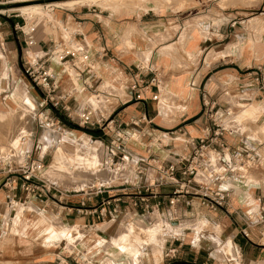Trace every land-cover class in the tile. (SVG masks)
Masks as SVG:
<instances>
[{
  "label": "crops",
  "instance_id": "1",
  "mask_svg": "<svg viewBox=\"0 0 264 264\" xmlns=\"http://www.w3.org/2000/svg\"><path fill=\"white\" fill-rule=\"evenodd\" d=\"M226 1L192 0L187 7L189 12L179 14L180 10H176L170 17L154 21H149L143 13L135 23H121L116 19L105 22L102 11L97 8L95 11L99 13H92L86 8L84 11L55 16L67 22L70 30L78 32L77 41L88 51L99 77L94 81L93 92L73 94L69 100L70 106L75 111L85 107L108 109L107 116L111 122L104 129L97 127L90 130L95 131L96 136L102 134L103 139L111 145H121L120 151L127 152L129 162L126 164L122 153L106 155L110 161L108 170L113 178L106 179L100 185V194L94 192L88 197L84 194L78 199L79 203L83 202L82 207L86 208L94 198L95 201L91 202L97 206L95 210L77 212L81 204L75 205L73 207H76L77 215H71L70 208L61 209L62 220L67 225L75 223L83 233L80 239L72 242H68L67 237H46L45 244H38L35 242L39 238L37 233L31 232L28 237L4 231V226L11 223V213L0 204V264H134L133 258L140 251L135 241H121L118 247L111 242L120 240L124 234L122 230L119 238L116 237L120 221L126 218L127 223L128 219L141 216L150 225L152 215L156 212L161 217L167 213L180 217L188 215L187 209L189 213L202 209L196 202L192 207L178 206L172 209L165 204L159 210L138 214L128 194L136 186L152 180L158 165H167L187 153V139L203 135L207 125L203 97L215 102L218 109L229 108L232 111L229 131L223 135V141L231 148L251 151L258 158L256 146L250 144L260 142L244 134L247 128H251L254 136L264 135V128H261L264 125V0L257 3L256 9L247 6L245 0H240L241 4L237 6L227 4ZM248 13L251 15L246 17ZM23 18L26 17H2L4 40L0 44V117L3 116L1 113L18 111L29 100L30 104H35L31 108L34 113L29 118V126L34 127L37 120L40 121L38 110L45 106L39 102L42 98L38 89L22 72L21 60L40 57L49 52L60 33L51 27L39 25L34 31L36 45L27 50L21 35L12 31V24L16 21L22 23ZM70 26H75V29ZM103 48L106 51L101 57L98 53ZM141 54L147 57L146 63H152L158 68L160 84L158 89L154 86L145 88L138 100L135 98L137 90H132L131 84L136 81L138 67L146 64L139 61ZM58 69L55 67V70ZM141 78L143 85L150 75ZM72 87L70 79L60 73L59 90L67 92ZM154 95H157L156 99H153ZM93 101L100 104L99 107H93ZM245 107L253 108V120H247L242 115ZM49 111L54 113L58 123L63 121L67 125L73 124L50 108L46 107L43 112L50 114ZM1 123L0 155L5 152L3 145L13 136V133L9 136L6 134L5 125ZM114 131H118L119 136ZM50 133L49 129L41 130L40 138L44 144L50 142ZM29 134L34 136L35 132ZM164 140L166 143H163ZM23 150L29 152L26 148ZM116 158L119 162L117 160L115 163ZM258 170L255 175L257 182L249 181L245 175L241 182L229 189L230 206L219 210L227 218L225 222L231 226L228 233L237 245L233 253L236 252L238 258L247 262L252 260L264 263V237L260 236L264 223L251 228L249 237L245 238L238 230L244 225L241 217L235 218L231 213L234 211L229 210L236 205L241 207L250 189H253V195L264 200V173ZM169 191V186L162 187L163 193ZM115 195H121L120 201H114ZM233 197L236 199L235 205ZM114 206L119 208L116 214L112 212ZM99 208H103V215L99 214ZM138 208L142 211L141 206ZM172 218V224L162 227V231L182 232L184 226L176 217ZM199 225L200 222L193 225L195 232L192 238L196 244L200 240L197 235L200 237L203 231ZM165 234H158V241L149 244H159V248L153 250L157 254L161 255L164 245L169 246V251H175L177 255L169 259L167 253L162 252L156 262L153 253H141L138 264H169L174 261L209 264V257H203L191 245L175 242L176 239L164 240ZM70 251L81 255L70 256Z\"/></svg>",
  "mask_w": 264,
  "mask_h": 264
},
{
  "label": "built area",
  "instance_id": "2",
  "mask_svg": "<svg viewBox=\"0 0 264 264\" xmlns=\"http://www.w3.org/2000/svg\"><path fill=\"white\" fill-rule=\"evenodd\" d=\"M34 1L38 0H0V6H12L8 10H0V44L4 40L2 17H23L18 7ZM48 7L50 6L45 5L44 8ZM87 8L92 13H99L94 7ZM53 10L54 7L51 6L48 11L53 13ZM50 15L40 18L26 17L23 18L22 23L16 21L12 24V31L21 35L23 45L27 50L36 45L34 31L39 25L51 27L60 33L49 52L40 57H26L21 60L22 72L38 89L45 107L61 113L80 128L104 129L111 122L108 119L107 110L85 107L80 111H75L69 104L73 94L92 93L94 81L99 77L94 70L88 51L77 41L78 32L70 30L67 22ZM105 51L104 48L101 49L98 55L104 56ZM55 67L59 69L55 70ZM60 73L65 74L72 82L73 87L70 91L59 90ZM148 74L150 78L142 85L141 77ZM159 84L158 68L152 63H146L138 67L136 81L131 84V89L137 90L135 98L139 100L145 88L154 86L158 89ZM156 98L157 95H154L153 99ZM203 110L207 121L203 135L187 139L185 142L187 153L167 165H158L156 176L152 180L136 186L132 193L128 194L133 207L141 206L142 212L149 213L154 209L159 210L165 204L172 209L178 206L192 207L196 202L200 207L211 211L230 206L229 189L241 182L246 172L258 164V160L251 151L231 148L223 141V135L229 131L228 123L232 115L229 108L218 109L215 102L203 97ZM43 115L44 120L52 122L49 114L41 112L39 116ZM107 129L111 130L110 127ZM114 132L119 136L118 131ZM30 136L31 134H28L26 137L22 136L21 139L25 141ZM43 171V161L32 158L30 152H26L23 163L16 166L9 162V157L0 156V191L2 194L0 204L10 213H14L21 206L27 207L26 205L33 201L44 203L47 206L50 201L55 202L60 208L57 214L65 207L71 209L67 205V193L59 191L57 186L48 182L43 176ZM165 186L170 187L167 193L162 192V187ZM100 193L101 188H98L95 194ZM120 196L115 195L114 201H120ZM256 200L258 201L256 208L249 210L241 217L244 225L238 230L239 234L245 238L249 237L251 228L264 223V200L259 198ZM80 204L81 207L77 208V212L85 213L87 209L82 207L83 202ZM102 210L103 208H99L100 215H103ZM87 211L92 212L93 210ZM112 212L118 213L119 208L114 206ZM12 218L10 217L11 221ZM260 236L264 237V229L260 231ZM69 255L80 256L81 254L70 251ZM167 256L173 259L174 251Z\"/></svg>",
  "mask_w": 264,
  "mask_h": 264
},
{
  "label": "rangeland",
  "instance_id": "3",
  "mask_svg": "<svg viewBox=\"0 0 264 264\" xmlns=\"http://www.w3.org/2000/svg\"><path fill=\"white\" fill-rule=\"evenodd\" d=\"M105 1L106 0L86 1L84 2L85 4L81 2L68 7L49 5L50 7H54L53 13L48 11L50 7L43 8L42 12L40 13H29V15L28 13H22L21 11L20 13L23 17L40 18L42 16L48 17L51 14L50 16L54 18L57 14L60 13H76L79 11H84L87 7H94L102 11V19L105 22H109L110 19H116L121 23H135L136 20H139L143 13L149 19V21H154L156 19H166L170 17V15L174 14L176 10H180L179 14L189 12V10H187V7L192 2V0H107L108 2ZM239 1L240 0H227L226 3L231 4L232 6H237L241 4V2ZM245 1V4L247 6H251V9H256L257 3L260 0ZM49 3H52V0L43 1V4ZM9 8H12V6H0V10H8ZM249 15L251 14L248 13L246 17H249ZM18 18H20V16ZM74 27L75 26H70L71 29H75ZM134 32L136 33V31ZM144 56L145 54H141L139 57V61L146 63L147 57L145 58ZM39 102L42 103L40 99ZM92 104L94 105L93 107H99L100 105L96 103V101H93ZM33 106H35V104H30L28 100L25 104L21 105L18 111L9 112L6 114L1 113L3 114V116L0 117V122H2L1 124L5 125L4 130L6 134L9 136V134L13 133L12 138L8 139V141L3 145V147L5 146V152L4 154L1 153V156H9V162H11L13 166L23 163V159L25 158V150L23 149L25 148L31 153L32 158L40 157V159L44 163V178L48 182L53 183L55 186H57L59 191L67 193V203L72 208L70 209V213L71 215H77V212L75 210L76 207L73 206L80 205V203L78 202L80 196L84 194L87 197L92 196L94 192L98 188H100V185H103L105 183L104 181L106 179L109 180V178H113V176L110 175V172L108 170V164L110 163V161L106 158V155L108 153H122L127 164L129 162L127 152L120 151L121 145H111L108 141L103 139L102 134H100L99 136H94L83 131L84 129H89L88 127H79V129H76L73 127L76 126L75 124L67 125V123L63 121L56 123L57 119L52 111H49V117L52 118V122H47L46 120H44V115L39 116L40 113L43 112L46 107H43V109L38 110L37 114L38 119L40 121L37 120L36 124H34V127H30L29 118L30 114L34 113V111L31 109L33 108ZM105 110L108 111V109L106 108ZM244 110L245 111L242 114L244 118L247 120H253V108L250 107L246 109L245 107ZM44 114L46 113L44 112ZM18 124L20 126H17ZM43 128L49 129L51 131V140L48 144H44L42 139L40 138L41 130ZM261 128H264V125ZM29 132H35L34 136L27 137L26 141L23 142L21 137H26ZM244 135L249 137L253 141L257 140L260 142L256 143L255 145L253 143L250 144L252 147L256 146V151H258V164L259 162L260 164L258 166L256 165L251 167L246 172V178L249 181L257 182L258 178L255 179V175L256 172L259 171L258 169L262 170L264 173V135L262 137L254 136V130L251 128H247L246 133ZM1 143L2 142H0V145ZM163 143H166V140H164ZM57 149H59L60 151ZM80 149L81 151H79ZM58 151L59 153L62 152V154H64L61 155L62 158L65 159V164L63 165L64 169L62 167L60 168V170L62 169L63 172L66 171V169L68 172H76L77 164L75 165V163L72 161L76 157V154L78 156L81 155L79 157V161L82 163V165H80L81 169L79 170L82 175L79 178L75 179V181H72L70 179L68 180L67 175H64L66 178L65 179L63 175L55 177L50 174V166L53 165L54 162H57L55 156ZM10 155H14L15 157H10ZM117 160L119 162L118 158H116L114 162L116 163ZM132 166L134 167V164ZM70 176L73 177L72 175H69V177ZM153 178L154 177H152V179ZM247 194L245 196V199L242 201L241 207H238L237 205L234 206V203H236V199L233 197V206L235 208L230 207L229 210L234 211L236 209V212H231L235 218L239 215L237 218L240 219V217H242L241 215H244V213H248V211L251 209H255L258 205V201L256 200L258 199V197L253 195V189H250ZM122 196L125 197L126 195ZM91 201L94 202L95 199L92 198ZM91 201L88 202L89 207H86L87 210H94L97 208V206L93 205V202ZM51 203L53 202L50 201V204ZM55 204L56 203L54 202L52 206L49 207V204L47 206L44 203L33 201L31 204L26 205L27 207L25 208H23L22 206L17 208L14 213H11L9 215V217H13V220L10 224L4 226V231L11 233H19L21 236H28L31 232L37 233V235H39V238L35 242L38 244H45L47 242L46 237H49V239H60L62 237H67L68 242L80 239V236L82 237L83 233L80 231L79 226L75 223H70L67 225L66 222L62 220L63 212L57 214V211H60V208L58 205ZM51 207H54L56 210H52ZM201 208L202 209L193 211V213H189V209H187L188 215L180 217L168 213L165 216L161 217L156 212L152 215L153 219L150 225H147L144 222L143 217L141 216L134 217L131 220L128 219L127 223L125 221V218L122 222L120 221V224L117 228L118 233L116 237L119 238V233L123 230L124 234L123 236H121L122 238L120 240H111V242L113 243V245L118 247V243H121V241H123V243L135 241V246L136 248H139L140 251L138 254L136 253L137 255L133 258L134 264H138L139 258L141 257L140 255L144 253H151L150 255H152L153 253L154 259L156 260V262H158L159 260L157 261V258L162 255V252L163 254L167 253V255H171L173 251H169V246L163 245L160 255L157 254L158 252L153 251L159 248V244L149 243L158 241L157 235L159 234V236H161L166 232L165 229L164 231H162V227H168L169 223L172 224L170 219H173L172 217H176L177 220H179V223L184 226L182 232H166L165 236L163 237L164 240L172 241L176 239L175 242H182L186 243L187 245H191L193 249H197L199 251L200 255H202L203 257H209V264H246V260L238 258L236 252L233 253V251H235V249L237 248V245L228 233V230L231 226L225 222L224 219L227 218L223 216V213H221L222 211L219 209L211 211L203 207ZM137 212L138 214L142 213V211H140L138 207ZM198 222H200V229H203L201 236H204L199 237V235H197V238H199L200 240L198 239L199 244H196L193 241L192 236L195 232L193 225ZM174 253L175 255H177L175 251ZM250 261L253 264H264L255 263L252 260Z\"/></svg>",
  "mask_w": 264,
  "mask_h": 264
},
{
  "label": "bare ground",
  "instance_id": "4",
  "mask_svg": "<svg viewBox=\"0 0 264 264\" xmlns=\"http://www.w3.org/2000/svg\"><path fill=\"white\" fill-rule=\"evenodd\" d=\"M86 1H96V0H60V1H52V3H49V4H43V3H39V2H35V3H31V4H27V5H24V6H20L18 9L22 12V13H28V15H29V13H40V12H42V9L45 7V5H52V6H73V5H76V4H78V3H81V2H86ZM110 1V0H109ZM112 1V0H111ZM230 1V0H229ZM51 2V1H50ZM105 2H108L107 0L105 1ZM110 3V2H109ZM105 4V3H104ZM43 14V13H42ZM89 145V144H88ZM84 148V147H83ZM118 148V147H117ZM116 149V148H115ZM57 150H59V149H57ZM78 150V149H77ZM76 150V151H77ZM60 151V150H59ZM59 151L57 152V154H56V156H55V159L57 160V162L55 163L54 162V164L53 165H51L50 166V168H51V173L50 174H52L53 176H55V177H59V176H64V175H67V178H68V180L70 179V180H72V181H75V179H77V178H79L82 174H81V172H80V170L79 169H81V167H80V165H82V163L79 161V157L81 156H78L77 154H76V157L74 158V160L72 161V162H74L75 163V165L77 166L76 168H77V170H76V172L74 173V172H68L67 171V169H66V171H64L63 172V170L61 171L60 170V168L62 167L63 168V165L65 164V162H64V158H62V156L61 155H64V154H62V152L61 153H59ZM79 151H81V149L79 150ZM79 151H78V153H79ZM83 152V151H82ZM84 153V152H83ZM1 156V155H0ZM78 157V158H77ZM66 158V157H65ZM70 159V158H69ZM72 160V159H71ZM69 161V160H68ZM74 165V166H75ZM66 166V165H65ZM64 166V167H65ZM67 166H68V164H67ZM79 166V167H78ZM64 169V168H63ZM68 172V173H67ZM69 175H72L73 177H69ZM61 178V177H60ZM64 178H65V176H64ZM245 178V177H244ZM63 179V178H62ZM66 179V178H65ZM80 180V179H79ZM83 186V185H82ZM87 186V185H86ZM84 188V187H83ZM86 189V188H85ZM213 242V241H212ZM229 242V241H228ZM230 247H231V245H230ZM229 251V250H228ZM232 258V257H231ZM256 263V262H255ZM246 264H253L252 262H250V261H248Z\"/></svg>",
  "mask_w": 264,
  "mask_h": 264
},
{
  "label": "trees",
  "instance_id": "5",
  "mask_svg": "<svg viewBox=\"0 0 264 264\" xmlns=\"http://www.w3.org/2000/svg\"><path fill=\"white\" fill-rule=\"evenodd\" d=\"M62 118V117H61ZM62 120H63V118H62ZM74 128H76V129H79V127H77V126H73ZM83 131H85V132H87V133H89V134H91V135H94V136H96V133H95V131H93V130H90V129H84Z\"/></svg>",
  "mask_w": 264,
  "mask_h": 264
},
{
  "label": "water",
  "instance_id": "6",
  "mask_svg": "<svg viewBox=\"0 0 264 264\" xmlns=\"http://www.w3.org/2000/svg\"><path fill=\"white\" fill-rule=\"evenodd\" d=\"M47 1H49V0H47ZM52 1H56V0H52ZM59 1H60V0H59ZM34 2L43 3L42 0H38V1H34ZM31 3H32V2H31ZM169 264H185V263L182 262V261H174V262H171V263H169Z\"/></svg>",
  "mask_w": 264,
  "mask_h": 264
}]
</instances>
